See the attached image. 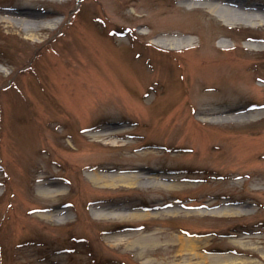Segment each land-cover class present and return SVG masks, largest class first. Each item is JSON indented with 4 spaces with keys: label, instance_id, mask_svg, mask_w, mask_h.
<instances>
[{
    "label": "rangeland",
    "instance_id": "374dc122",
    "mask_svg": "<svg viewBox=\"0 0 264 264\" xmlns=\"http://www.w3.org/2000/svg\"><path fill=\"white\" fill-rule=\"evenodd\" d=\"M0 5L28 14L0 23V264H198L178 253L177 234L200 237L197 251L211 264H264V24H226L182 0ZM38 20L45 27L30 34L24 25ZM164 37L191 45L166 50ZM207 102L245 107L235 121L204 120L198 107ZM103 127L117 128L115 143L95 134ZM141 166L186 180L164 190L89 174ZM37 178L60 182L63 193L44 199ZM113 201L183 207L122 221L131 228L116 244L120 222L91 211ZM207 202L247 207L196 210ZM150 233L159 240L129 242Z\"/></svg>",
    "mask_w": 264,
    "mask_h": 264
},
{
    "label": "bare ground",
    "instance_id": "6f19581e",
    "mask_svg": "<svg viewBox=\"0 0 264 264\" xmlns=\"http://www.w3.org/2000/svg\"><path fill=\"white\" fill-rule=\"evenodd\" d=\"M23 1H32V0H23ZM35 1V0H34ZM38 1V0H36ZM183 4L189 8H201L203 6H206L208 8V11L217 15L219 20H221L223 23L228 24L231 21L235 22H242L251 26L255 25H263L264 24V7L260 6L261 3H254V2H247V0H208L206 2H203L202 5H194L192 1L190 0H182ZM26 9V8H25ZM28 14L21 12L19 9L16 10V12H13L11 9H7L6 6L0 5V23H12L15 24V22H18L20 19H15L14 16L20 18L22 16H27ZM60 18L56 17L52 19L50 22H57ZM45 20H38L33 21L32 26L24 25L27 29V27H30L27 29L30 31V34L37 33L40 29L45 27L46 25ZM159 46L166 50H181L185 49L186 47L190 46V42L188 37H179V38H161L157 40ZM225 42L222 40V43ZM256 45L261 46V42H257ZM225 46V45H224ZM193 63V62H192ZM187 64V63H181L178 65V67L182 68L185 71H189L192 73H197L200 69L197 65L194 64ZM247 67V66H245ZM0 69H2V66L0 65ZM202 73V72H201ZM202 75V74H201ZM206 75V72L203 73L202 76ZM224 103L220 102H207L205 105L198 107V111H200L198 114L200 117H203L204 120L207 119H216L219 121H235L236 118L239 116V114H235L234 112L239 111L240 109L244 108L245 105H237V104H228L226 106H223ZM246 117L252 116L253 114H250L247 112L246 114H243ZM237 116V117H236ZM214 117V118H213ZM117 128L112 127H103V128H94V131H96L95 134H99L106 138V140L114 142V138L118 137L119 131L116 130ZM91 176L99 180L100 182H103L105 184H114V183H126V184H145L147 186L153 187L155 189H164V190H171L174 189L171 185L174 184H181L183 183L186 178L183 174H172L171 171H161L157 169H149L147 167L141 166V167H133L129 169H104V168H92L89 172ZM170 175H174L173 177H170ZM36 185L38 186L37 191L41 194V197H43L46 200H52L55 199L58 195L63 193V188L60 182H47L43 180V178H37ZM152 201H155L152 199ZM183 206L179 203H175L173 201L163 202L160 204H152L150 206H143V205H125V203L113 201V202H96L92 207L91 211L92 214L96 218H103L106 219L109 222H120L115 226L112 230L116 236L117 242L116 244L121 243L125 239V236L127 231L130 230V226L125 225L122 223V221L125 220H131L132 218L138 219V218H147L151 216L153 213L157 211H177L179 208H182ZM247 205L241 206L238 203H224V205H221L219 203L214 202H207L202 206V209H196L199 211L204 212H212L219 215L225 214V215H234L239 214V212H242L245 210ZM46 210V209H45ZM58 210H51L49 209L47 211V214L50 215H59L57 212ZM61 219L65 218V215L63 217H60ZM132 234V233H131ZM168 239H172L173 237L170 235H167ZM199 238V239H198ZM194 237L192 235H185V234H177L175 235V239L177 242V251L178 253H192L191 258H197L198 264H211L210 261H208L209 255H206L202 252H198L197 249L201 247L200 243L198 241L201 240L200 237ZM147 240L148 242H156L159 240V237H157L154 233H150L148 235H137L134 240H130L129 242L131 244H135L136 247H140L141 243L143 245V241ZM181 255V254H180ZM190 258V257H189ZM190 258V259H191ZM186 259V258H185ZM242 261H245V259L242 258H231L227 260V263L229 264H240ZM246 261H255L252 259H248ZM259 261V260H258ZM256 261L254 264H259V262ZM185 262V261H184ZM185 264H189V262H186Z\"/></svg>",
    "mask_w": 264,
    "mask_h": 264
}]
</instances>
